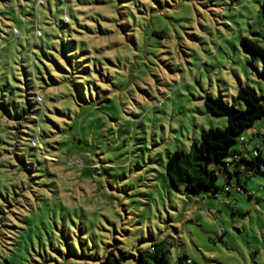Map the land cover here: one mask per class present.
<instances>
[{
	"label": "rangeland",
	"instance_id": "obj_1",
	"mask_svg": "<svg viewBox=\"0 0 264 264\" xmlns=\"http://www.w3.org/2000/svg\"><path fill=\"white\" fill-rule=\"evenodd\" d=\"M263 4L0 0V264H138L168 238L169 264H264V174L208 198L166 172L226 128L207 96L264 98L242 45L264 47ZM245 138L231 152L256 156Z\"/></svg>",
	"mask_w": 264,
	"mask_h": 264
},
{
	"label": "trees",
	"instance_id": "obj_2",
	"mask_svg": "<svg viewBox=\"0 0 264 264\" xmlns=\"http://www.w3.org/2000/svg\"><path fill=\"white\" fill-rule=\"evenodd\" d=\"M259 24L264 29V4L259 11ZM242 45L263 60L261 76L264 78V47L258 41L247 37L242 39ZM237 97L246 103L245 109L228 104L221 94L215 98L206 97L204 104L209 113L214 117H225L227 126L225 129H210L202 133L200 143H194L189 153L179 150L169 157L166 172L175 188L183 187L195 197L207 191L210 198L217 196V183L220 179L225 181L226 186L231 187L233 180L237 179V186L247 192L241 184L242 176L264 174V154L258 147L259 141L256 137H249L257 142L256 156L247 158L243 152H231L232 145L242 143L240 138L248 135L249 130L260 129L264 125V98L259 97L254 90L244 87L239 90ZM27 113L26 110L22 111L24 116ZM242 144L248 143L246 141ZM230 158L232 162H228ZM170 246H174V240L170 238L164 242L153 243L147 257L140 255L138 264H149L150 261L153 264H169ZM113 254L109 252L108 260ZM189 259L182 252L178 264H185Z\"/></svg>",
	"mask_w": 264,
	"mask_h": 264
},
{
	"label": "built area",
	"instance_id": "obj_3",
	"mask_svg": "<svg viewBox=\"0 0 264 264\" xmlns=\"http://www.w3.org/2000/svg\"><path fill=\"white\" fill-rule=\"evenodd\" d=\"M248 136L257 138V140L259 141L258 147L262 150V153L264 154V125L260 129H251V130H249L248 131ZM246 141H247V138H245V136L240 138V142L246 143ZM257 154H258V152L256 151V155ZM228 162H232V159L230 158L228 160ZM230 187L231 186H227L226 187V191L229 192V193H230ZM231 188H234V185ZM237 188L241 189L238 186H237ZM242 191H244V190H242ZM181 254H182V251L180 252V255ZM185 264H193V261L191 259H189V260L186 261Z\"/></svg>",
	"mask_w": 264,
	"mask_h": 264
},
{
	"label": "crops",
	"instance_id": "obj_4",
	"mask_svg": "<svg viewBox=\"0 0 264 264\" xmlns=\"http://www.w3.org/2000/svg\"><path fill=\"white\" fill-rule=\"evenodd\" d=\"M236 178H238L237 176H236ZM242 184V183H241Z\"/></svg>",
	"mask_w": 264,
	"mask_h": 264
}]
</instances>
